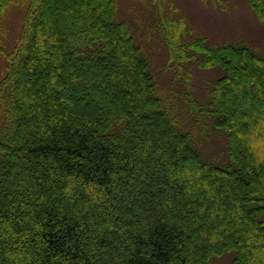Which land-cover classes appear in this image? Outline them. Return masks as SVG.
Instances as JSON below:
<instances>
[{
	"label": "trees",
	"instance_id": "obj_1",
	"mask_svg": "<svg viewBox=\"0 0 264 264\" xmlns=\"http://www.w3.org/2000/svg\"><path fill=\"white\" fill-rule=\"evenodd\" d=\"M150 3L165 94L115 0H0V264H264V57ZM249 4L264 25V0ZM212 68L202 103L190 81Z\"/></svg>",
	"mask_w": 264,
	"mask_h": 264
},
{
	"label": "rangeland",
	"instance_id": "obj_2",
	"mask_svg": "<svg viewBox=\"0 0 264 264\" xmlns=\"http://www.w3.org/2000/svg\"><path fill=\"white\" fill-rule=\"evenodd\" d=\"M179 10L189 29L195 36L205 37L213 47L226 44L245 45L255 54L264 57V25L252 11L249 0H169ZM118 17L132 25L137 35L138 43L143 46L151 63V70L158 84L161 94L167 93L174 83L173 76L164 69L168 61V51L158 42L151 32L155 18V10L150 0H115ZM14 12V13H12ZM6 20V40L8 44L16 36V28L20 13L12 11ZM222 75L219 68L195 70L191 78V90L194 97L204 103L208 99L209 91ZM136 86V85H135ZM187 89V88H186ZM173 101L176 110L182 115L186 126H192V121L187 117L184 105L179 100ZM205 133V132H204ZM208 142L200 137L204 147V155L216 165L226 161L224 138L216 133L211 137L205 134ZM165 141V140H164ZM225 161V162H224ZM235 252H230L223 257L215 258L211 264H231Z\"/></svg>",
	"mask_w": 264,
	"mask_h": 264
}]
</instances>
